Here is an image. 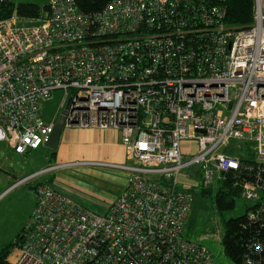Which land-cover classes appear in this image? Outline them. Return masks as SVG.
<instances>
[{
	"label": "built area",
	"instance_id": "built-area-1",
	"mask_svg": "<svg viewBox=\"0 0 264 264\" xmlns=\"http://www.w3.org/2000/svg\"><path fill=\"white\" fill-rule=\"evenodd\" d=\"M0 4L12 6L0 18V142L16 155L46 146L56 121L42 107L60 90L64 128L121 136L125 163L93 165L127 173L103 215L38 182L75 163L16 180L1 197L35 181V204L9 264H214L182 235L192 167L203 189L230 176L246 220L264 221V0L246 26L213 0H112L94 14L46 0L31 16Z\"/></svg>",
	"mask_w": 264,
	"mask_h": 264
},
{
	"label": "rangeland",
	"instance_id": "rangeland-1",
	"mask_svg": "<svg viewBox=\"0 0 264 264\" xmlns=\"http://www.w3.org/2000/svg\"><path fill=\"white\" fill-rule=\"evenodd\" d=\"M14 2L16 4L46 5V0H14ZM63 96V91L56 90L52 93L51 100L43 104L42 117L45 123H50L54 119L56 121L63 111L64 107H60ZM185 146L192 149L190 154L196 152V145L194 143ZM245 150L248 151L247 148ZM51 152L46 146H41L33 152H28L25 156L19 157L14 152L9 153V148L5 142H0V193L16 180L33 173V171L35 172L38 168L42 169L48 166L49 162L52 161ZM185 172L188 175V180L195 182L196 185L190 192L192 195V208L188 215L189 217H187L188 223L186 221L183 229V238L195 242L201 237V239H205V237L206 239H210L211 235L218 234L219 231H221L223 237L225 222L230 218L245 215V208L248 203L242 198H238L234 209L219 213L215 206V195L220 183L215 181L209 187L208 192H203L199 169L192 167ZM71 175L79 177L84 181L85 186L94 189L95 192L107 198L117 196L121 192L119 184L111 176H109L111 181L96 177L87 178L84 174L79 173L78 170L71 172ZM34 182H30L29 185H32ZM24 192H30L29 187L10 194L9 197L0 202V249L6 244L12 243L21 234L25 224L28 203L27 198L23 196ZM98 199L101 200L99 197ZM219 237L222 239L221 235ZM213 239L217 241L219 238L215 235ZM216 241L211 242L215 245ZM211 251L214 264H232L224 255L222 245L211 248Z\"/></svg>",
	"mask_w": 264,
	"mask_h": 264
},
{
	"label": "crops",
	"instance_id": "crops-1",
	"mask_svg": "<svg viewBox=\"0 0 264 264\" xmlns=\"http://www.w3.org/2000/svg\"><path fill=\"white\" fill-rule=\"evenodd\" d=\"M10 152L12 153L13 151L9 148V153ZM16 156L22 157L25 155ZM98 162H105L111 165H121L125 163V149L121 143V136L117 131L110 129L97 130L63 128L55 157L52 158V161L49 162V165L65 163L75 164L69 168L59 169L52 174L43 177L38 182L46 181L56 191L79 203L87 210L103 215L107 212L110 205L123 192L127 181V173L125 174V172L123 173L122 170L112 167H99L93 165L94 163ZM39 169L41 168H38L35 171ZM75 170H78L79 173L84 174L87 178L96 177L99 179L101 178L103 180L111 181L109 177L111 176L114 178V181H117V183L119 184L118 186L120 187L121 192L117 196L107 198L106 196L95 192L94 189L85 186L84 181L79 177L72 176L71 172ZM180 182L183 186L190 188L191 190L196 185L195 182L189 181L186 178L185 174L180 176ZM31 186L33 187L34 184H32ZM9 187H7L6 189H8ZM27 187L29 186L24 185L17 187L1 197L2 193L6 190L4 189L0 193V202L9 197L10 194L18 190L27 189ZM23 196L27 198L28 202L25 214L26 221L35 204L33 189H30V192H24ZM98 197L101 198V200H99ZM218 233V238L220 239V235L222 238L221 231H219ZM201 238H199L198 241L200 240V242L204 244L210 251L211 248H216V244L214 245L212 243L216 240L212 238L206 239V237L205 239Z\"/></svg>",
	"mask_w": 264,
	"mask_h": 264
},
{
	"label": "trees",
	"instance_id": "trees-1",
	"mask_svg": "<svg viewBox=\"0 0 264 264\" xmlns=\"http://www.w3.org/2000/svg\"><path fill=\"white\" fill-rule=\"evenodd\" d=\"M112 0H75L79 10L85 14H94L101 11ZM216 4L222 5L227 10L226 22L236 26H246L252 22L253 0H213ZM12 7V6H11ZM10 5L0 4V18L11 11ZM35 4H19L18 12L21 15H35L40 11ZM4 12L3 15L1 13ZM28 153V152H27ZM26 153V154H27ZM56 151L51 152L52 158ZM230 176L220 182L215 195V206L219 213L232 210L236 200L240 197V189L235 187ZM33 189L31 185H28ZM208 189H202L208 192ZM247 210V207L245 208ZM28 218V217H27ZM27 220V219H26ZM26 222V221H25ZM21 240V234L12 243H8L0 249V264H9L8 257L14 245ZM223 253L232 264H245L246 257L264 264V221L251 223L246 220L245 215L228 219L224 224L222 237ZM255 247L261 248V253L254 254Z\"/></svg>",
	"mask_w": 264,
	"mask_h": 264
},
{
	"label": "water",
	"instance_id": "water-1",
	"mask_svg": "<svg viewBox=\"0 0 264 264\" xmlns=\"http://www.w3.org/2000/svg\"><path fill=\"white\" fill-rule=\"evenodd\" d=\"M68 105H69V101L67 102L65 109H63V111L58 116V118L54 124L53 130H52L51 134L49 135L48 141L46 143V147L49 148L51 151L57 150L59 140H60V136H61L62 130L64 128L65 115H66V110L68 108Z\"/></svg>",
	"mask_w": 264,
	"mask_h": 264
}]
</instances>
